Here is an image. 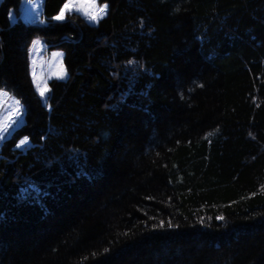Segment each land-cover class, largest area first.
<instances>
[{
    "label": "trees",
    "instance_id": "16d2710c",
    "mask_svg": "<svg viewBox=\"0 0 264 264\" xmlns=\"http://www.w3.org/2000/svg\"><path fill=\"white\" fill-rule=\"evenodd\" d=\"M0 0V264H264V0ZM13 17H10V12ZM64 51L44 100L29 47ZM28 142L15 146V138Z\"/></svg>",
    "mask_w": 264,
    "mask_h": 264
},
{
    "label": "rangeland",
    "instance_id": "374dc122",
    "mask_svg": "<svg viewBox=\"0 0 264 264\" xmlns=\"http://www.w3.org/2000/svg\"><path fill=\"white\" fill-rule=\"evenodd\" d=\"M20 17L24 21L45 24L41 17L42 0H20ZM106 5L104 11L100 9ZM107 10V3L100 0H67L58 16L70 12H77L82 19L89 23H96ZM10 17H13L11 10ZM56 17V18H57ZM95 17V19H93ZM64 51L61 48H49L40 35H35L29 47V64L31 78L40 99L44 100L48 91V81L51 78H66L68 71L64 65ZM44 93L41 95V93ZM25 107L22 101L13 93L0 86V147L14 133L24 120ZM15 146L21 147L28 142L27 136L15 138ZM24 141V143H21Z\"/></svg>",
    "mask_w": 264,
    "mask_h": 264
},
{
    "label": "snow or ice",
    "instance_id": "6c2138e0",
    "mask_svg": "<svg viewBox=\"0 0 264 264\" xmlns=\"http://www.w3.org/2000/svg\"><path fill=\"white\" fill-rule=\"evenodd\" d=\"M104 8H106V5H105L104 7H102V8L100 9V11L103 12V11H104ZM57 19H63V15L58 16ZM93 19H95V17H93ZM43 94H44V93L42 92L41 95H43ZM21 143H24V141H22Z\"/></svg>",
    "mask_w": 264,
    "mask_h": 264
}]
</instances>
